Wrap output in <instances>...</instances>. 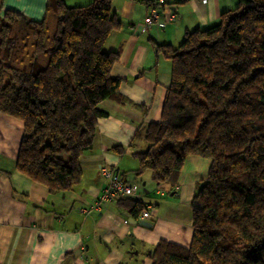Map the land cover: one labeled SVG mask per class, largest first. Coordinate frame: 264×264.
I'll list each match as a JSON object with an SVG mask.
<instances>
[{
    "label": "trees",
    "instance_id": "1",
    "mask_svg": "<svg viewBox=\"0 0 264 264\" xmlns=\"http://www.w3.org/2000/svg\"><path fill=\"white\" fill-rule=\"evenodd\" d=\"M111 1L69 7L48 0L40 22L12 10L0 16V113L23 126L15 169L51 194L80 182L101 103L125 102L112 75L119 52L104 49L121 25ZM157 52L170 61L171 80L159 121L143 127L134 173L149 172L172 191L188 157L209 167L189 202V245L161 240L146 257L152 264H264V0H238L213 26ZM140 198L118 200L133 220L147 206Z\"/></svg>",
    "mask_w": 264,
    "mask_h": 264
},
{
    "label": "crops",
    "instance_id": "2",
    "mask_svg": "<svg viewBox=\"0 0 264 264\" xmlns=\"http://www.w3.org/2000/svg\"><path fill=\"white\" fill-rule=\"evenodd\" d=\"M47 1L0 0V16L12 10L40 22ZM152 1H111L110 14L121 25L104 49L119 52L112 75L121 79L119 93L125 102L99 106L104 116L97 120L92 150L80 158L82 176L72 190L51 194L15 169L23 126L0 113V264H152L146 252L159 241L189 245V202L205 181L209 161L188 157L171 191L166 184H155L150 173L136 176L138 163L132 155L144 148L143 127L159 121L171 80V63L157 46L180 47L187 32L213 26L238 0H166L175 19L166 22L159 9L157 21L143 30ZM64 2L76 7L93 0ZM103 167L122 175L137 187L141 201L152 205L150 219L144 220L151 228L128 222L118 201L92 208L104 185Z\"/></svg>",
    "mask_w": 264,
    "mask_h": 264
},
{
    "label": "built area",
    "instance_id": "3",
    "mask_svg": "<svg viewBox=\"0 0 264 264\" xmlns=\"http://www.w3.org/2000/svg\"><path fill=\"white\" fill-rule=\"evenodd\" d=\"M166 0H155L147 10V15L143 21V30H146L151 24L157 21L158 17V8H163L166 22L173 21L175 16L167 5L165 4ZM203 3H206L207 0H201ZM102 176L104 177V187L98 199L92 208L98 207L101 203L109 201H118L123 197H135L139 198L137 193V187L125 182L114 169L103 167ZM147 205V204H146ZM152 208V205H147L146 209L142 211L141 218L143 220L150 219L149 210Z\"/></svg>",
    "mask_w": 264,
    "mask_h": 264
},
{
    "label": "water",
    "instance_id": "4",
    "mask_svg": "<svg viewBox=\"0 0 264 264\" xmlns=\"http://www.w3.org/2000/svg\"><path fill=\"white\" fill-rule=\"evenodd\" d=\"M128 222L132 223V224H138L139 226L145 227V228H151L152 225L150 223H148L147 221L144 220H139L138 222L136 220H132V219H128Z\"/></svg>",
    "mask_w": 264,
    "mask_h": 264
},
{
    "label": "rangeland",
    "instance_id": "5",
    "mask_svg": "<svg viewBox=\"0 0 264 264\" xmlns=\"http://www.w3.org/2000/svg\"><path fill=\"white\" fill-rule=\"evenodd\" d=\"M216 24V23H215ZM149 172H147V174H148Z\"/></svg>",
    "mask_w": 264,
    "mask_h": 264
}]
</instances>
